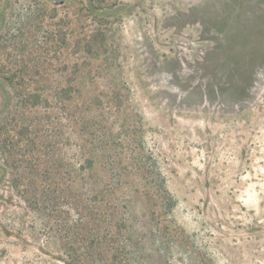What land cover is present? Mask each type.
Wrapping results in <instances>:
<instances>
[{"label":"rangeland","instance_id":"1","mask_svg":"<svg viewBox=\"0 0 264 264\" xmlns=\"http://www.w3.org/2000/svg\"><path fill=\"white\" fill-rule=\"evenodd\" d=\"M242 3L256 52L216 79L208 0H0V264H264Z\"/></svg>","mask_w":264,"mask_h":264},{"label":"water","instance_id":"2","mask_svg":"<svg viewBox=\"0 0 264 264\" xmlns=\"http://www.w3.org/2000/svg\"><path fill=\"white\" fill-rule=\"evenodd\" d=\"M242 1L245 2L246 0H208V3L213 7L210 11L211 23L215 27V32L219 38V45L214 47L211 55L214 60L220 59L219 65L214 69L216 79L220 78L225 60L232 62V68L227 73L234 72L233 74H235L243 69L244 57L250 58L256 52V47L252 46L254 40L249 37L246 39V36L250 35L248 33L249 26L244 28L241 15L246 11L247 5ZM211 2H214L217 6L211 4ZM221 3L224 4L223 8L219 6ZM217 8L218 11H216ZM243 39L247 40L246 44ZM248 49L251 50L246 52ZM224 74L222 73V76H225Z\"/></svg>","mask_w":264,"mask_h":264},{"label":"flooded vegetation","instance_id":"3","mask_svg":"<svg viewBox=\"0 0 264 264\" xmlns=\"http://www.w3.org/2000/svg\"><path fill=\"white\" fill-rule=\"evenodd\" d=\"M239 29H240V28H239ZM250 50H251V49H248L246 52H249ZM219 61H220V59H218V65H219ZM228 61H229V60H225L224 63H225V62H228ZM224 63H223V65H224ZM218 65H216V67H217ZM230 66H232V63H231ZM228 71H229V70H228Z\"/></svg>","mask_w":264,"mask_h":264}]
</instances>
